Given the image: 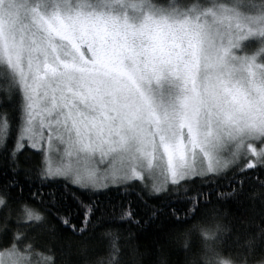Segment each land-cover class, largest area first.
Here are the masks:
<instances>
[{
  "label": "snow or ice",
  "instance_id": "snow-or-ice-1",
  "mask_svg": "<svg viewBox=\"0 0 264 264\" xmlns=\"http://www.w3.org/2000/svg\"><path fill=\"white\" fill-rule=\"evenodd\" d=\"M0 264H264V0H0Z\"/></svg>",
  "mask_w": 264,
  "mask_h": 264
},
{
  "label": "trees",
  "instance_id": "trees-1",
  "mask_svg": "<svg viewBox=\"0 0 264 264\" xmlns=\"http://www.w3.org/2000/svg\"><path fill=\"white\" fill-rule=\"evenodd\" d=\"M250 190V189H249ZM242 197H237V199H241ZM68 204L70 207H76V204L74 201L71 200V198H69V201H68ZM225 207H227L228 211L229 212H236L237 214H239V208L237 207V203H236V199H229L228 201L225 202ZM66 235H69L70 236V233L69 234H66ZM72 242L73 244L75 243V240L77 238L75 237H72ZM141 244H147L148 241L147 240H141L140 241Z\"/></svg>",
  "mask_w": 264,
  "mask_h": 264
}]
</instances>
